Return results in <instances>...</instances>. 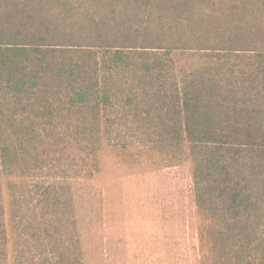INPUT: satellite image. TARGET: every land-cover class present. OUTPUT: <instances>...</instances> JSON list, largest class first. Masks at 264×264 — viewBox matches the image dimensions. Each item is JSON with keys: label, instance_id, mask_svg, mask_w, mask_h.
I'll return each mask as SVG.
<instances>
[{"label": "rangeland", "instance_id": "rangeland-1", "mask_svg": "<svg viewBox=\"0 0 264 264\" xmlns=\"http://www.w3.org/2000/svg\"><path fill=\"white\" fill-rule=\"evenodd\" d=\"M0 29L56 50L26 115L13 116L0 92V150L9 149L0 153V264H264L263 204L242 233L221 210L199 209L192 173L206 150L191 154L159 123L183 80L206 81L238 107L248 99L241 71L255 70L253 52L208 48L261 49L264 0H0ZM107 46L127 55L112 69ZM153 58L167 61L160 81L140 67ZM71 61L110 102L94 112V102L68 105L74 78L60 67ZM261 162L243 169L254 171V197Z\"/></svg>", "mask_w": 264, "mask_h": 264}, {"label": "trees", "instance_id": "trees-1", "mask_svg": "<svg viewBox=\"0 0 264 264\" xmlns=\"http://www.w3.org/2000/svg\"><path fill=\"white\" fill-rule=\"evenodd\" d=\"M19 38L27 39L29 35L22 31L0 29V92L3 94V101L8 102L11 108L14 107L10 111L13 116L26 115L28 107L32 105L25 100H31L32 95L47 89L49 59L54 58L53 53L56 51L44 45L43 41H19ZM227 41L230 47L231 42ZM209 46L208 49L225 52L223 54H231L237 50H241L244 55H247L246 52H253L252 56L256 58L253 60L256 62L255 70L247 73L241 71L249 80L245 79L248 88L251 87L248 99L238 107L236 102L224 99L214 86L206 87V81L183 80L181 87L174 89V93L165 100L163 119L166 124L161 116L159 123L169 136L175 134L178 145H187L191 154H198L195 152L199 148L206 150V153H202V158L198 154L194 159L192 177L196 205L199 209L209 205L213 211L221 210L224 219L242 233L246 231V228L241 227L242 220L251 211H257L260 204L264 206V184L261 182L258 185L261 193L254 197L248 191L254 171L243 172L247 163L254 166L255 161H262L259 172L264 175V129L257 122L263 112L256 108L255 98L260 96V90H264V46L261 49H219L220 47ZM112 48L114 47L107 46L104 50L102 63L107 65L104 69L117 67L127 58L118 47L108 55ZM242 59L251 61L249 57ZM71 62L60 67L61 72H66L68 68V76L74 78L68 87V105L87 109L89 103L94 102L97 105L92 109L94 112L99 105L105 106L110 102L106 93L100 97L97 80L90 85L80 82L83 78L79 76L84 73L85 67L78 62ZM165 62L167 63L165 59L153 58L140 62V67L144 74L155 75V79L160 81L164 73L169 71L164 67ZM250 67L246 65L247 69ZM97 75L96 70L95 76ZM79 82L81 86L75 85ZM253 91L255 93L251 94ZM10 121L15 119L11 118ZM0 153L4 157L8 156L9 149L3 148Z\"/></svg>", "mask_w": 264, "mask_h": 264}]
</instances>
